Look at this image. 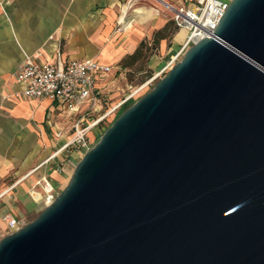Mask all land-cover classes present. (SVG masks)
Instances as JSON below:
<instances>
[{"label":"water","instance_id":"95a60500","mask_svg":"<svg viewBox=\"0 0 264 264\" xmlns=\"http://www.w3.org/2000/svg\"><path fill=\"white\" fill-rule=\"evenodd\" d=\"M0 264H264V0H229Z\"/></svg>","mask_w":264,"mask_h":264},{"label":"crops","instance_id":"0c3cea01","mask_svg":"<svg viewBox=\"0 0 264 264\" xmlns=\"http://www.w3.org/2000/svg\"><path fill=\"white\" fill-rule=\"evenodd\" d=\"M126 1L0 0V237L6 233L2 215L14 214L19 208L13 198L24 199L41 174L56 186L72 162L65 160L66 152L52 155L62 140L54 135L56 126L67 132L69 120L57 114L46 98L14 95L20 88L14 71L24 52L50 56V48L58 46L62 37L65 54L92 56L113 65L135 49L150 26L158 29L171 19V12L160 0H131L127 11ZM165 1L178 4L191 0ZM92 19H96L94 24ZM46 23L53 24L56 34L49 42V52L42 48Z\"/></svg>","mask_w":264,"mask_h":264},{"label":"built area","instance_id":"2783aa9c","mask_svg":"<svg viewBox=\"0 0 264 264\" xmlns=\"http://www.w3.org/2000/svg\"><path fill=\"white\" fill-rule=\"evenodd\" d=\"M160 1L171 12L175 26L186 30L184 42L177 55L193 41L206 36L215 28L229 2L191 0L188 3L173 4L165 0ZM130 4L131 0H127V6ZM118 23L117 28H120V21ZM169 64L161 68L160 72ZM113 67L112 64L92 56L76 57L65 54L59 46L53 48L50 56H44L41 52L35 55L24 52L22 62L14 71L15 81L20 86L14 95L46 98L51 101L57 114L72 119L67 132L63 126H56L54 135L62 140L56 145L52 155L66 152L65 160L71 161L72 152L82 154L89 149L94 137L93 130L96 131L98 123L111 111H117L132 96L131 94L120 99L110 110H101ZM159 74L151 75L139 88L150 84ZM28 192L34 200L45 206L54 200L58 189L47 175L41 174L30 185ZM36 193H39L37 198ZM2 219L6 223L7 233L23 223L10 212H5Z\"/></svg>","mask_w":264,"mask_h":264},{"label":"rangeland","instance_id":"374dc122","mask_svg":"<svg viewBox=\"0 0 264 264\" xmlns=\"http://www.w3.org/2000/svg\"><path fill=\"white\" fill-rule=\"evenodd\" d=\"M129 7L130 6H126V11ZM95 20L96 19H92V24L95 23ZM166 21H171V19H166ZM64 22L65 21H63L62 19L61 24H63ZM52 25L53 24L51 23L45 24L47 37L45 41H43L42 43V48L46 52H49L48 49L49 42L56 39L55 38L56 34L54 33V31H52L53 30ZM69 26L75 29V26L73 24ZM152 27L151 26L149 27L148 34H146L143 38L145 39L146 44L149 46V48L146 49V54L143 58H140L138 61H136L134 64L130 66L122 65L121 60L117 62H113L114 71L109 74V79L107 83L108 88L104 94L101 110L102 111L106 109L110 110L120 99L131 94L132 96H130L129 99L126 100V102H124L123 105L117 111H111L109 114H107V116L104 119H102L98 123V125L96 126V131L93 130L94 137L92 140V144L97 140V138L104 131V129L111 123V121L121 112V110L125 108L127 105H129L136 98H138L140 95L151 89V87L154 85L157 79H159V77H161L167 71V69L182 56L184 50L189 46V45L186 46L177 55L184 42L186 30L184 29L185 30L184 31L183 28L175 27L173 23L168 24L163 30L165 37L155 42L153 40V33L156 30V28L154 25ZM60 39L61 40L59 41L58 46L60 47V49H62L64 48V39L62 37ZM116 40H118V38H116L115 41ZM53 48L52 49L50 48V51H52ZM173 58L175 59L171 64H169V62ZM167 64L169 65L162 72H160L161 68H163ZM157 73L160 74L150 84L142 88H139V85L142 82H144L151 75ZM68 120L70 122V123L68 122V126H69V124H71L72 122V119L70 118ZM71 154L70 157L72 162L69 166H66L68 168V172L66 175L64 174L65 178H63L64 177L63 176L62 179L57 180L58 184L56 185V187L58 189V192L64 187V185L69 180L71 171L75 163L82 155L79 152H72ZM56 159H58V157H56ZM13 204L19 207L17 208V211H13V213L23 222L22 224L33 219L39 213V211L44 207L42 203L34 200L29 194V192L24 193V199H20L19 197L13 198ZM6 233H7V229H6Z\"/></svg>","mask_w":264,"mask_h":264},{"label":"trees","instance_id":"16d2710c","mask_svg":"<svg viewBox=\"0 0 264 264\" xmlns=\"http://www.w3.org/2000/svg\"><path fill=\"white\" fill-rule=\"evenodd\" d=\"M171 23L174 24L172 19H171V21H166L162 27H160L154 31L153 40L155 42L159 41V39L165 37L163 30L168 24H171ZM174 26H175V24H174ZM148 48H149V46L146 44L145 39H141L132 52L125 54V56L121 59V64L124 66H130V65L134 64L140 58H143L145 56L146 49H148Z\"/></svg>","mask_w":264,"mask_h":264},{"label":"bare ground","instance_id":"6f19581e","mask_svg":"<svg viewBox=\"0 0 264 264\" xmlns=\"http://www.w3.org/2000/svg\"><path fill=\"white\" fill-rule=\"evenodd\" d=\"M143 7H144V6H143ZM144 8H145V7H144ZM141 11H142V10H141ZM143 11H144V10H143ZM123 20H124V19H123ZM123 20H122V21H123ZM122 24H123V23H122ZM183 30H184V28H183ZM184 31H185V30H184ZM143 87H144V86H143ZM38 196H39V193H36V194H35V198H37Z\"/></svg>","mask_w":264,"mask_h":264}]
</instances>
